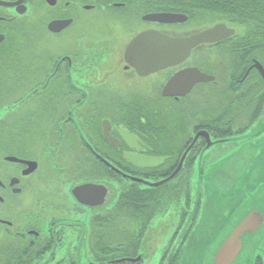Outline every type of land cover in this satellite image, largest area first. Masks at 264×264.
Returning a JSON list of instances; mask_svg holds the SVG:
<instances>
[{"label":"flooded vegetation","instance_id":"1","mask_svg":"<svg viewBox=\"0 0 264 264\" xmlns=\"http://www.w3.org/2000/svg\"><path fill=\"white\" fill-rule=\"evenodd\" d=\"M36 9V77L34 67L24 66L27 82H35L27 87V108L35 107L36 114L28 125L26 110L24 119L3 123L7 137L0 132L5 138L3 146L0 142V264H146L160 238L123 228L128 222L146 227L163 221L162 211L178 201L189 213L198 193L197 216L190 226L188 214L176 216L179 227L166 237L156 264H165L164 254L179 240L168 264L180 263L202 209L206 176L216 172L218 191L237 185L251 192L244 182L252 174L259 175L254 184L264 186V171L258 168L264 162H257L264 154V0H23L13 7L0 5V35L5 36L0 46L14 34L16 17ZM154 16L180 20L153 21ZM56 22L63 27L52 31ZM215 27L216 43L201 44L186 60L156 73L143 75L136 62L126 59L142 33L189 38ZM97 31L137 34L126 45L83 49ZM115 47L117 55L108 58ZM205 48H216V73L204 58L195 57ZM94 55L100 59H91ZM200 73L211 79L198 80ZM180 74H189L177 83L182 94L165 96ZM136 84L148 92L137 94ZM41 122L49 128L37 139L44 137L53 156L68 157L69 167L58 163V169L48 170L28 154V129L36 126L30 133L36 132ZM136 126L148 129L140 133ZM19 143L25 144L23 150ZM256 148L260 152L251 154ZM186 152L180 173L167 188L162 185L165 190L143 183L170 177ZM150 159L164 160L147 166ZM221 175L226 176L223 183ZM34 178L38 190L30 200L29 180ZM118 180L128 182L119 195L114 188ZM84 188L89 192L82 193ZM261 250L254 264H264V241Z\"/></svg>","mask_w":264,"mask_h":264},{"label":"rangeland","instance_id":"2","mask_svg":"<svg viewBox=\"0 0 264 264\" xmlns=\"http://www.w3.org/2000/svg\"><path fill=\"white\" fill-rule=\"evenodd\" d=\"M214 18L216 20V17ZM38 21L39 13L37 9L35 11L29 10L26 15L16 17V21L13 24L14 34H9L13 38L7 41L5 46L0 48V132H3V136L5 135V131L3 128V123L5 121L10 119L20 121L24 119V114L27 110L26 117L29 125L32 122L31 117L36 114L35 107L28 106L27 108L28 102H26V100L29 99V95H26L27 91L29 90V88L27 87H35V82L34 79L31 82H27L29 80V76L27 75L24 66L28 65L34 67V70H32V72L34 73L35 78L37 74V68L34 63L40 56L36 31V29H38ZM211 21L213 22L212 19ZM101 32L103 33V35L107 34V38L100 39L99 36L96 35V33ZM129 33L130 35L127 36L128 32H93L91 33V36L93 35V38L89 36V38L82 43V47L83 49L84 47L86 49H91V47L93 46L95 47L98 45H104L105 43H107L108 45L116 43H118L119 45H126L127 41L131 39L135 34H137V32ZM101 35L102 34H100V36ZM117 53L118 47H115V51L112 53L110 50H108V58H110L109 55H117ZM195 57L204 58L205 63L208 64L211 72L216 73V48H205L204 50L195 53ZM91 59L98 60L100 59V56L97 57V55H94L91 57ZM95 71L96 69H93V73H95ZM127 81L128 78H125V84ZM132 81H130V83H132ZM148 87H150V85ZM134 91L137 94L148 92L147 89L145 91H142L141 86L139 85H137V89ZM206 93H209L208 89L206 90ZM39 126L40 129L34 133L30 132L33 128H36V126H30L28 129V143L26 145L28 154H33L34 156L36 155L38 159H41L43 168H47L48 170L52 169L53 166L58 169V163H64V167H69L70 164L68 157L53 156V147L42 142L44 137L39 138L41 141L37 139L42 131L45 132V130L49 128L46 123L43 122H41ZM136 129L137 132L141 131L140 133H145L148 128L136 126ZM5 137H7V135H5ZM0 142L2 144L1 146H3L5 143V138H3L2 140L0 139ZM24 145V143H19V147H22V150L24 148ZM260 149L263 148L260 147ZM260 149H251L250 152L251 154H258L260 152ZM259 161L264 162V154L261 160H257V162ZM259 167L262 171H264V167L261 164L258 166V168ZM256 175L258 174H252L246 177V180L244 182L249 187L248 189L251 191L250 197H248L249 194L243 193L240 188L237 187V185H232L234 187H231L230 190L227 191H224L227 188L223 187L218 191L215 188L216 186L214 187L208 182H204V199L202 203V209L198 221L194 229L190 233L189 238L184 246L180 264H202L203 259L205 261L208 256L210 257L211 255L210 245L212 244L211 246H215V244L225 232L228 224L233 219H236V216L239 214V212L242 209L246 207L248 208L253 203L261 200L264 195V186L259 188L261 185H257V183L254 184L253 181L257 177ZM225 177L226 176L221 175L219 178L221 180ZM247 179L249 181H247ZM225 180L226 179L221 180L222 183L225 182ZM118 182L119 185L114 183V188L115 190L117 189L119 195V193L121 192V188L127 186L128 182H122L120 180H118ZM170 182L172 183V181ZM262 183H264V176H261V184ZM166 184H164L163 186H165ZM163 186L162 188L159 187L160 189L158 190L163 191L167 188V186H165L166 188ZM63 189L65 192H68L66 190L69 189V186H66ZM37 190L38 186L36 178L30 179L28 199L35 200ZM199 199L200 196L197 193L196 201L193 205V210L189 213L184 212V206L181 207V204L178 201V204L176 206L172 205L167 211H162V214H164L163 221L157 219L153 224H150L146 227L141 224L132 225L131 222H128L127 226L123 228L124 231L134 232L135 235L144 234L147 238L154 232V234H156V238H160V240L157 239L159 246H157L156 248H152V251L156 253L155 256L150 257L147 262L145 261L146 264H156L160 259V250L161 257L163 256V249L161 247L165 245L167 241L166 237L173 235L179 227V224L176 221V216H181L183 218L186 214H188L189 224H187V226L191 225L192 220L195 218V216H197ZM66 203L70 204L71 200L69 198H66ZM110 203L114 204V201ZM158 203L160 207H164L166 201ZM243 214H241V216ZM50 215L51 214H49L48 216ZM241 216H239L235 221H237ZM180 242L181 241L179 240L176 244L174 243L173 246H171L169 250L164 254L166 260L165 264H168L170 259L176 256V246L177 244L179 245ZM254 252L255 250L251 253V255L254 254ZM251 259L252 256H250V258L246 257V261H242V263L240 264H254L256 258L252 261Z\"/></svg>","mask_w":264,"mask_h":264},{"label":"water","instance_id":"3","mask_svg":"<svg viewBox=\"0 0 264 264\" xmlns=\"http://www.w3.org/2000/svg\"><path fill=\"white\" fill-rule=\"evenodd\" d=\"M22 1L23 0L14 4L0 1V5L13 7L21 5ZM20 14H25V11H22ZM170 19L172 21H168ZM152 20L161 22H177L180 19H173L168 16H154ZM62 25L63 23H52L50 29L52 31H59L63 27ZM4 40L5 36L0 35V45L4 42ZM211 43H216V27L198 33L189 38H171L159 32H147L142 33L131 43L126 53V59L131 63H133L132 61L136 62L138 71L143 75H148L177 65L188 58L193 48L201 44ZM199 75L198 80L200 81H208L211 79V77L205 74L200 73ZM188 77L189 74H180L176 76L174 80L171 81V83L166 87L164 95L172 96L182 94L177 91L178 88L176 89V87H178L177 83ZM187 154V152L184 154L177 170L165 180L156 184L143 182L141 180L138 181L143 182L151 187H160L166 183H169L180 173ZM8 160L12 162L17 161L15 158H8ZM128 160L132 164L137 165V160L133 156H129ZM163 160L164 159H150V162L147 164V166H153V163L161 162ZM34 170L31 169L30 171L26 172V174ZM125 176L136 180L135 178L129 177L127 175ZM205 179L206 182L212 186H216V172L210 173ZM89 189L90 188H84L80 191L82 193H86ZM228 190H230V188ZM241 190L243 193L249 194L248 197L251 196V192L246 191L245 189ZM241 214L243 215L241 216ZM239 216L241 217L235 221ZM236 219H233L228 224L225 232L222 235L224 236V234L227 232L225 236H221L217 243L215 241V246H211L212 244L210 245L211 255L210 257L208 256L205 261L203 259L202 264H240L242 261H246V257L250 258V256H252V261L256 258L258 253H262V238L264 236V195L260 201L253 203L248 208L246 207L242 209L236 216ZM254 250V254L251 255Z\"/></svg>","mask_w":264,"mask_h":264},{"label":"trees","instance_id":"4","mask_svg":"<svg viewBox=\"0 0 264 264\" xmlns=\"http://www.w3.org/2000/svg\"><path fill=\"white\" fill-rule=\"evenodd\" d=\"M12 38H13L12 36L8 35L5 44L7 43V41L11 40ZM5 44H3V46H5ZM3 46H0V48ZM178 263H179V261L176 264H178Z\"/></svg>","mask_w":264,"mask_h":264}]
</instances>
